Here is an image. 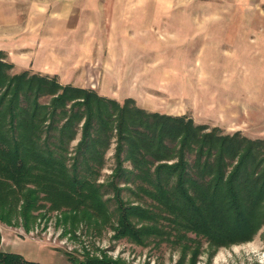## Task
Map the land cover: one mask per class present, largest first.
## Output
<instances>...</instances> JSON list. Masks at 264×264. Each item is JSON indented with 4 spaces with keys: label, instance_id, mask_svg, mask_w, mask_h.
Segmentation results:
<instances>
[{
    "label": "trees",
    "instance_id": "16d2710c",
    "mask_svg": "<svg viewBox=\"0 0 264 264\" xmlns=\"http://www.w3.org/2000/svg\"><path fill=\"white\" fill-rule=\"evenodd\" d=\"M5 55L0 50V223L28 229L53 216L63 234L109 229L138 245L166 241L191 263L203 243L214 252L264 225V138L150 112L56 75L13 72ZM81 249L66 253L71 264H126ZM0 264L40 263L0 250Z\"/></svg>",
    "mask_w": 264,
    "mask_h": 264
},
{
    "label": "rangeland",
    "instance_id": "374dc122",
    "mask_svg": "<svg viewBox=\"0 0 264 264\" xmlns=\"http://www.w3.org/2000/svg\"><path fill=\"white\" fill-rule=\"evenodd\" d=\"M146 1L149 12L160 11L161 24L159 32L145 37L144 54H113L112 59L98 54L97 60L103 61L99 64L138 67L134 80L137 94L131 98L147 111L185 115L196 124L218 126L224 133L239 131L249 138H264V0ZM10 2L0 0V50L9 62L14 54L27 58L40 49L42 41L40 33L34 31L40 26L39 8L13 7ZM92 41L65 38L52 39L50 44L60 45L61 56L68 59L69 51ZM94 41L100 48L106 40ZM52 58L56 60L55 55ZM51 65L57 62L51 60ZM62 67L70 68L64 62ZM67 81L74 83L70 78ZM112 154L113 148L106 154L104 175L111 172ZM83 246L126 264H264V225L250 240L214 252L203 243L202 253L191 263L190 254L183 256L178 247L166 241L138 245L115 238L109 229L99 236L79 230L63 234L53 216L36 220L28 229L20 221L15 225L0 223V250L19 253L40 264H71L66 253L79 256Z\"/></svg>",
    "mask_w": 264,
    "mask_h": 264
},
{
    "label": "crops",
    "instance_id": "0c3cea01",
    "mask_svg": "<svg viewBox=\"0 0 264 264\" xmlns=\"http://www.w3.org/2000/svg\"><path fill=\"white\" fill-rule=\"evenodd\" d=\"M11 1L10 5L13 7L39 8L36 13L40 16V26L34 31L37 30L38 34L40 33L42 40L40 49L29 54L27 58L23 59L17 54H14L12 58L10 56L14 70L17 67V72L29 69L34 72L57 75L63 81L62 83H70L67 81L70 78L74 82L71 83L73 85L95 87L101 95L119 101L125 97L136 98L137 86L134 80L138 76V67L133 68L132 65L123 63L117 66L106 64V62L99 64L103 61H98L97 55L106 54L109 59H112L113 54L120 56L144 54L145 37L154 33L155 30L159 32L161 24L160 11L158 10L155 14L154 11L151 13L146 9L150 7L149 1L148 3L146 0ZM49 8H53L52 11ZM65 38L93 41L86 44L84 48L83 46L77 50L72 48L73 50L69 51V58L66 59V55L61 56L58 48L61 42L58 43L59 46L54 44L55 42L50 44L52 39ZM95 39L106 41L102 47L98 48ZM151 44L155 47L154 41ZM54 55L56 60L52 58ZM51 60L56 61L57 65L52 66ZM121 61L123 62L122 58ZM63 62L70 67L69 70L63 69Z\"/></svg>",
    "mask_w": 264,
    "mask_h": 264
}]
</instances>
